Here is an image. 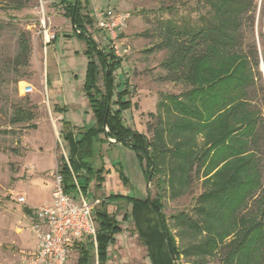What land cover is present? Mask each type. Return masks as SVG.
I'll return each mask as SVG.
<instances>
[{
	"label": "trees",
	"instance_id": "16d2710c",
	"mask_svg": "<svg viewBox=\"0 0 264 264\" xmlns=\"http://www.w3.org/2000/svg\"><path fill=\"white\" fill-rule=\"evenodd\" d=\"M203 1L201 23L160 20L163 40L156 47L169 52L162 66L187 88L158 101V113L150 114V135L123 121L121 113L131 101L123 98L126 90L115 95L113 75L121 58L88 34L95 24L90 0L61 1L63 15L86 39L83 89L94 124L61 136L67 152L58 158L57 171L65 193L75 190L74 178L79 177L83 191L91 184L101 188L109 170L96 165L95 143L115 139L134 153L154 195L112 194L107 199L131 205L123 220L134 222L151 264H183V259L189 264L211 259L264 264V89L255 38L246 42L244 29L247 25L254 34L256 6L254 0ZM29 53L28 36L21 33L16 63L26 65ZM25 115L16 111L14 122L24 121ZM114 169L129 186L122 165ZM194 181H200L202 190L192 208L166 215L164 199L185 195ZM94 219L96 263L106 264L108 246L122 231L120 221L105 205L94 210ZM88 239L73 245L76 264H93Z\"/></svg>",
	"mask_w": 264,
	"mask_h": 264
},
{
	"label": "rangeland",
	"instance_id": "374dc122",
	"mask_svg": "<svg viewBox=\"0 0 264 264\" xmlns=\"http://www.w3.org/2000/svg\"><path fill=\"white\" fill-rule=\"evenodd\" d=\"M61 1L0 0V24L3 27L0 36V264H22L34 249L31 217L38 205L50 202L58 158L67 152L61 137L62 122L73 124L76 133L82 126L86 129L93 124V114L83 89L87 67L86 39L75 33L70 19L63 15ZM90 2L92 15L94 9L105 8L127 10L130 14L126 27L117 38L121 66L113 75L115 95L126 90L123 98L129 99L131 105L122 111L123 121L138 133L150 135L149 124L154 123L150 114L158 113V101L166 94H179L187 88L185 82L172 78L162 66L161 62L169 52L156 47L163 40L160 20L171 18L179 24L183 20L193 25L201 23L204 1ZM253 3L256 11L260 8L258 21L261 24L264 0H254ZM168 6L171 11L164 9ZM244 29L246 42H252L255 36L251 27L245 25ZM46 31L55 35L50 43L45 41ZM87 32L100 48L109 51L105 31L94 24ZM21 33L28 36L30 45L26 65L15 61ZM151 48L153 50L149 51ZM23 85L32 87V91L23 94L20 90ZM18 110L26 112L25 120L14 122L13 115ZM108 140L114 142L115 139ZM114 144L117 145L105 144L101 151L97 150V161L104 156L106 165L112 168L108 161H113L117 155L114 160L118 159L123 171L125 169L129 186L112 172L106 177L103 190L92 184L89 191L91 203L99 200L94 210L105 205L107 211L120 221L122 229L115 236L114 243L108 246L106 264H151L134 222L131 218L123 220L131 205L107 198L110 194L120 193L139 199L153 197V184L145 180L134 153L124 149L119 142ZM201 190L200 181H194L185 195L165 198L164 213L169 216L180 210H190ZM21 195L25 197L22 205L17 202ZM88 238L93 243L89 247L91 261L97 264L96 240ZM67 250L66 264H76L78 252L72 247ZM183 264L189 263L183 259ZM208 264L219 263L217 259H211Z\"/></svg>",
	"mask_w": 264,
	"mask_h": 264
},
{
	"label": "built area",
	"instance_id": "2783aa9c",
	"mask_svg": "<svg viewBox=\"0 0 264 264\" xmlns=\"http://www.w3.org/2000/svg\"><path fill=\"white\" fill-rule=\"evenodd\" d=\"M95 24L106 32L108 43L114 53L119 56L117 38L130 17L129 12L114 11L105 8L93 10ZM260 8L256 11L254 36L258 55V67L264 89V15L259 24ZM55 38L54 34L45 32V41L50 43ZM120 57V56H119ZM26 85V83L24 84ZM21 86L23 94L30 93L32 87ZM54 189L50 202L45 203L35 210L33 231L37 238V249L22 264H66L68 248L82 237L95 239L96 222L94 207L99 200L88 203L84 199H77L63 190V179L57 171L54 177ZM17 202L25 203V197H17Z\"/></svg>",
	"mask_w": 264,
	"mask_h": 264
},
{
	"label": "crops",
	"instance_id": "0c3cea01",
	"mask_svg": "<svg viewBox=\"0 0 264 264\" xmlns=\"http://www.w3.org/2000/svg\"><path fill=\"white\" fill-rule=\"evenodd\" d=\"M56 110H58L57 108H56ZM61 121H63V119L61 120ZM94 118H92V123L94 124ZM92 124V125H93ZM61 126H62V128H61V136H63V134L65 133V132H67V131H71L73 134H76V132H74V129L73 128H75V126L73 125V124H71V123H67V121L66 122H62V124H61ZM81 130H83L84 129V127L82 126L81 128H80ZM79 131H77V133H78ZM111 143H113V144H111ZM114 143H116V142H111L110 140H108V141H106V143H95V149L96 150H102V146H104L105 144H107V145H110V146H116L117 144H114ZM65 145V148H66V144H64ZM124 147V146H123ZM124 149H127V150H129L128 148H124ZM132 153V152H131ZM133 155V154H132ZM64 156H66V154L64 155ZM134 156V155H133ZM115 158H118L117 157V155L114 157V159ZM113 159V161L112 160H109L108 161V163H110L111 165H112V168H110V167H108L107 165H106V160H105V158H104V156L99 160V161H96V165H98V166H100V165H103L104 166V168L105 169H107V170H109V172L108 173H106L105 174V180H104V183L106 182V177L108 176V175H110L112 172H115L116 174H117V172L115 171V169H114V165L115 164H117V163H120V161L118 160V159H116V161ZM121 164V163H120ZM122 165V164H121ZM126 171H125V169H124V174H125V176L127 177V175H126V173H125ZM81 174H83V172L81 173ZM118 176V175H117ZM74 181H75V184H76V188H75V190L71 193V195L72 196H74V197H76L77 199H84V200H86L88 203H91V200H90V193L91 192H89L90 191V189H91V186H92V184L85 190V191H83L80 187H79V185H78V183H80V179H76V178H74ZM79 181V182H78ZM104 183L102 184V187L101 188H99V189H101V190H103L102 188H103V185H104ZM131 183V182H130ZM132 185V188H133V184H131ZM121 195H125V194H123V193H120ZM86 195L88 196V197H86ZM110 195H112V194H110ZM109 195V196H110ZM89 198V199H88ZM95 198H93V200H94ZM41 205H43V204H40V205H38V207L39 206H41ZM29 207V206H28ZM28 207H25V209L27 208L28 209ZM32 218V221L34 222V220H35V214H34V216L33 217H31ZM34 237H35V246H34V249L32 250V253L37 249V238H36V236L34 235ZM95 244V243H94ZM74 245V244H73ZM73 245L71 246L72 248H73ZM31 253V254H32Z\"/></svg>",
	"mask_w": 264,
	"mask_h": 264
},
{
	"label": "water",
	"instance_id": "95a60500",
	"mask_svg": "<svg viewBox=\"0 0 264 264\" xmlns=\"http://www.w3.org/2000/svg\"><path fill=\"white\" fill-rule=\"evenodd\" d=\"M114 142H115V140H114ZM149 180H150V177L148 178V182H149Z\"/></svg>",
	"mask_w": 264,
	"mask_h": 264
}]
</instances>
